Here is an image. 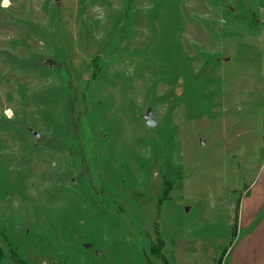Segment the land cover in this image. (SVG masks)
Here are the masks:
<instances>
[{
    "label": "rangeland",
    "instance_id": "374dc122",
    "mask_svg": "<svg viewBox=\"0 0 264 264\" xmlns=\"http://www.w3.org/2000/svg\"><path fill=\"white\" fill-rule=\"evenodd\" d=\"M263 261L264 0H0V264Z\"/></svg>",
    "mask_w": 264,
    "mask_h": 264
},
{
    "label": "water",
    "instance_id": "95a60500",
    "mask_svg": "<svg viewBox=\"0 0 264 264\" xmlns=\"http://www.w3.org/2000/svg\"><path fill=\"white\" fill-rule=\"evenodd\" d=\"M56 1H60V0H56ZM46 65H49L51 67L54 66L53 64V61L52 60H47L46 61ZM144 119H145V122H146V125L149 127V128H155L157 126V123L155 122L154 118H153V113L149 110L147 112V114L144 116ZM32 135L35 137V138H39L40 137V134L32 131ZM91 248V245H88L87 246V249H90Z\"/></svg>",
    "mask_w": 264,
    "mask_h": 264
},
{
    "label": "trees",
    "instance_id": "16d2710c",
    "mask_svg": "<svg viewBox=\"0 0 264 264\" xmlns=\"http://www.w3.org/2000/svg\"><path fill=\"white\" fill-rule=\"evenodd\" d=\"M238 215H239V208L237 207V216H236V224H235L236 226H237V222H238L237 221L238 220Z\"/></svg>",
    "mask_w": 264,
    "mask_h": 264
},
{
    "label": "crops",
    "instance_id": "0c3cea01",
    "mask_svg": "<svg viewBox=\"0 0 264 264\" xmlns=\"http://www.w3.org/2000/svg\"><path fill=\"white\" fill-rule=\"evenodd\" d=\"M263 264H264V261H263Z\"/></svg>",
    "mask_w": 264,
    "mask_h": 264
}]
</instances>
